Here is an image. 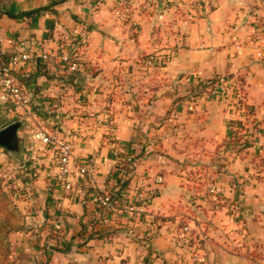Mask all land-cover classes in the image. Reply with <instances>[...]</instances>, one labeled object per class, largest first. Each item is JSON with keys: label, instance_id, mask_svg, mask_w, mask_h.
<instances>
[{"label": "crops", "instance_id": "crops-1", "mask_svg": "<svg viewBox=\"0 0 264 264\" xmlns=\"http://www.w3.org/2000/svg\"><path fill=\"white\" fill-rule=\"evenodd\" d=\"M12 3L18 14L48 8L24 18L0 13V76L9 66L30 98L26 109L0 98V132L13 119L23 120L14 142L24 138L27 151L9 157L12 167L23 164L24 176L17 173L21 221L10 233L6 264H181L185 224L192 230L189 245L200 247L206 261L209 252L214 264L217 251H229L220 236L231 225L198 220L201 207L187 200L195 191L186 185L183 165L218 163L216 151L242 115L221 92L180 97L198 79L243 77L259 120L256 134L264 141V39L253 40L257 19L264 24V0H0V7ZM79 26L90 32L80 72L72 75L57 58L43 60L42 49L57 53L60 40ZM18 51L29 53V60L13 64ZM149 54L166 61L149 65ZM8 118L12 122L4 125ZM36 127L70 139L76 159L89 165L94 178L83 176L75 162L74 189L61 188L58 158L31 134ZM128 150L140 158L123 196L104 212L108 223L99 219L82 231L100 195L126 179L115 155ZM244 162L234 156L227 164L238 170ZM221 175V194L241 204L243 189ZM130 203L143 206L132 213ZM243 224L251 233L257 223L246 218ZM109 227L113 234L102 237Z\"/></svg>", "mask_w": 264, "mask_h": 264}, {"label": "rangeland", "instance_id": "rangeland-1", "mask_svg": "<svg viewBox=\"0 0 264 264\" xmlns=\"http://www.w3.org/2000/svg\"><path fill=\"white\" fill-rule=\"evenodd\" d=\"M244 84L246 89L245 81ZM249 106L251 104L247 100L243 112L237 108L239 115H242V121L234 125L233 138L238 142L233 144L230 138H227L223 148L216 151L217 164L184 163L183 165L187 177L186 185L190 190L195 191L188 195L187 200L195 201L201 207V211L197 214L198 220L212 226L218 223V227L222 228L231 225L220 236L221 238L226 236L227 240L224 238L222 243L228 248L227 252L230 255L224 251H217L218 259L216 258L214 264H264V141L256 134L258 129L255 124L259 121L257 112L253 106H251L253 109ZM13 120L14 124H19L18 129L24 124V121L19 118ZM2 122L4 125L9 124L12 118L3 119ZM23 140L24 138L16 140L15 149L0 145V264L7 262L8 250L9 255L11 253L10 233L12 231H8V226L14 228L21 221L16 200L22 194L23 188L18 184L17 173L23 177L24 166L15 164L16 166L12 167L10 163L13 161L9 157H12L14 152L20 158L25 155L26 148L23 146ZM226 152L231 155L229 157L237 156L245 161L238 170L228 167L229 157L226 161H222L221 157ZM220 173L230 176L227 185L235 188L238 186L239 190L243 189L242 194L245 197L241 204L232 201V197L221 194L223 186L219 183ZM212 188L216 190L212 191ZM246 218L257 223L251 233L243 224ZM229 220L231 224H227ZM6 237L9 245L6 243ZM209 250L210 248L207 247L206 251ZM233 254L238 257L233 259L231 257ZM207 257V264H211L209 252Z\"/></svg>", "mask_w": 264, "mask_h": 264}, {"label": "built area", "instance_id": "built-area-1", "mask_svg": "<svg viewBox=\"0 0 264 264\" xmlns=\"http://www.w3.org/2000/svg\"><path fill=\"white\" fill-rule=\"evenodd\" d=\"M213 7V4L210 3ZM202 5H198L199 10H202ZM90 32L84 26H79L76 28L71 36L63 38L60 40L58 46V52L52 53L42 49L40 56L43 60H54V58L59 59L62 62L66 69L70 71V73H75L81 69L80 62L78 61L79 55L82 47L89 40ZM264 39V32H262L259 28H255L253 40L258 43H261ZM30 58L29 53L25 51L16 52L12 58L11 62L13 64H20L28 61ZM145 61L149 64L155 63H164L166 58L164 55L158 54H149L145 57ZM230 80L224 81L221 85H215L207 92L199 95L204 97V95L215 94L216 92H221L222 94L228 89ZM236 93L232 94H224L226 96L232 97L234 102L238 103V108L240 112H243L245 109V104L247 103L248 94L245 89L244 81L237 80L236 82ZM192 92H197V88L194 87ZM0 98L5 103H10L15 105L16 107L26 109L28 105H30V98L28 96L27 91L18 83V81L11 75L9 72L5 71L0 76ZM246 115L247 113H242ZM34 137L36 140L41 141L45 146H48L52 149V151L56 154L58 158V171H57V179L58 183L64 190H73L75 183L71 174V164L77 163L79 164V171L83 176L88 178H94V172L87 164H82L79 162L74 154L73 143L70 139L65 138L59 134V132L50 131L44 127H36L34 130ZM135 154L131 153V150L126 152L125 155L116 153L115 155V164L119 165V163L124 162H136ZM162 180V178H160ZM215 188H212V191H215ZM218 191L220 189H217ZM137 200H140V196H137ZM99 203L104 206L105 213H110L113 211L115 205L111 200L110 194L103 193L99 197ZM140 204L139 202H137ZM137 203H130L127 205V211L134 212L139 210L142 206H139ZM103 223H108V217L104 216L100 219ZM58 223L54 224L55 228H58ZM179 237L184 244L182 249L181 264H186V260L189 259L193 264H207L204 253H202V249L197 246H190L189 241L192 237V230L190 225L185 224L180 227Z\"/></svg>", "mask_w": 264, "mask_h": 264}, {"label": "trees", "instance_id": "trees-1", "mask_svg": "<svg viewBox=\"0 0 264 264\" xmlns=\"http://www.w3.org/2000/svg\"><path fill=\"white\" fill-rule=\"evenodd\" d=\"M46 8H48V7L28 11L26 13L18 14L15 12V4L12 3V5L9 8H6L4 6L0 7V13H5L8 16L13 17V18H24V17L37 15L41 12V10L46 9ZM257 21H258L257 28H259L262 32H264V24L262 23V19L258 18ZM88 42H89V40L87 41L86 46H87ZM86 46L84 45L82 47L81 52H83L85 50ZM38 60L40 63V61H41L40 58ZM78 61L80 62L81 66H85V62L80 57H79ZM4 63L6 64V61H4ZM8 71L13 73V70L11 68H9V66H8ZM80 71H81V69L75 73H72V75H76ZM242 79H243V77L235 76V75H228V76L215 75V76L207 78V79H198L196 84L194 86H192L190 88V90L184 96H181L180 98L189 99L191 96H199V95L207 92L209 89H211L215 85H221L224 81H227V80H230V83H229L228 89L225 91L224 94L234 95L236 93V83L235 82L237 80H242ZM194 87L197 88V92H192V89ZM76 89L79 90V87H76ZM233 108H234V110L238 111V109H237L238 103L234 102ZM249 108L253 109L251 106H249ZM233 133H235L234 127L230 125L228 128L227 137L230 138V140L234 144V143H237L238 141L234 140ZM0 145L4 146L1 142H0ZM128 151H130V150H128ZM131 153L135 154V151L131 150ZM125 154H126V152L123 155H125ZM135 156L137 159L136 162L132 161V162L119 163L118 167L121 169V171L123 172V175L126 177V179L119 185L118 189H110L109 191H107V193L110 194L111 200L115 206L117 205V201L123 196L124 189L129 186L130 180L132 178V172L134 171L136 163L139 161L140 154H135ZM96 212L92 217H90V218L86 219V221H84L82 231H86L88 226L93 228L94 225L96 224V222H98L99 219H101L102 217L105 216L104 206L101 204H98V206L96 208ZM13 229H14L13 227L8 226V231H13ZM112 234H113V228L109 227L101 233V236L108 238ZM6 243H7V237H6ZM7 245H9V243H7ZM51 247L54 249H57V250L61 249L57 244H53V243L51 244ZM65 249H67V248H65ZM225 253L229 254V252H225ZM7 254L8 255L6 257V261L8 260V257H9V250H8Z\"/></svg>", "mask_w": 264, "mask_h": 264}, {"label": "water", "instance_id": "water-1", "mask_svg": "<svg viewBox=\"0 0 264 264\" xmlns=\"http://www.w3.org/2000/svg\"><path fill=\"white\" fill-rule=\"evenodd\" d=\"M18 126L19 124H12L10 125L8 128H6L4 131L0 132V142L5 146V147H8V148H14L15 147V142H14V138L12 139V144L9 143V142H6L5 140H2V135L4 133H8V132H12L13 133V136L15 135L17 129H18Z\"/></svg>", "mask_w": 264, "mask_h": 264}, {"label": "flooded vegetation", "instance_id": "flooded-vegetation-1", "mask_svg": "<svg viewBox=\"0 0 264 264\" xmlns=\"http://www.w3.org/2000/svg\"><path fill=\"white\" fill-rule=\"evenodd\" d=\"M1 138H2V140H5L6 142L11 143L14 136H13L12 132H8V133H4Z\"/></svg>", "mask_w": 264, "mask_h": 264}]
</instances>
